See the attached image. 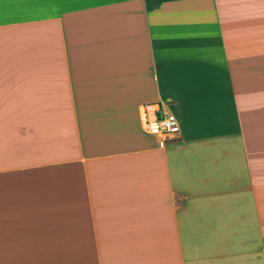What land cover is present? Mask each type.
Segmentation results:
<instances>
[{
	"label": "crops",
	"instance_id": "crops-1",
	"mask_svg": "<svg viewBox=\"0 0 264 264\" xmlns=\"http://www.w3.org/2000/svg\"><path fill=\"white\" fill-rule=\"evenodd\" d=\"M0 258L264 264V0H0Z\"/></svg>",
	"mask_w": 264,
	"mask_h": 264
},
{
	"label": "built area",
	"instance_id": "built-area-1",
	"mask_svg": "<svg viewBox=\"0 0 264 264\" xmlns=\"http://www.w3.org/2000/svg\"><path fill=\"white\" fill-rule=\"evenodd\" d=\"M145 108V107H143ZM142 125L145 131L153 135L157 145H165L180 131L179 116L164 107L147 112L143 109Z\"/></svg>",
	"mask_w": 264,
	"mask_h": 264
},
{
	"label": "rangeland",
	"instance_id": "rangeland-1",
	"mask_svg": "<svg viewBox=\"0 0 264 264\" xmlns=\"http://www.w3.org/2000/svg\"><path fill=\"white\" fill-rule=\"evenodd\" d=\"M69 247H73V243L72 242H66V250H69ZM38 259H34V262L36 261V264H41V260L39 259V262L37 261ZM54 260V262H59V260H61V258H55V259H51ZM65 261H62V264H73V259H64ZM21 261H23V259H17V258H0V264H22ZM57 262V263H58ZM28 264V263H26ZM59 264V263H58Z\"/></svg>",
	"mask_w": 264,
	"mask_h": 264
}]
</instances>
